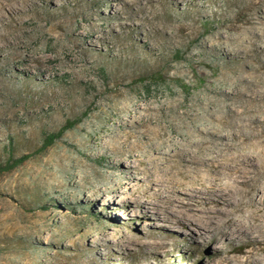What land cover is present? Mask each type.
Listing matches in <instances>:
<instances>
[{
	"label": "rangeland",
	"instance_id": "1",
	"mask_svg": "<svg viewBox=\"0 0 264 264\" xmlns=\"http://www.w3.org/2000/svg\"><path fill=\"white\" fill-rule=\"evenodd\" d=\"M247 1L147 13L114 0H13L8 35L0 24V264L246 260L247 248L208 242L136 199L149 187V158L182 141L179 116L216 102L264 108V84L227 82L249 70L213 46Z\"/></svg>",
	"mask_w": 264,
	"mask_h": 264
},
{
	"label": "bare ground",
	"instance_id": "2",
	"mask_svg": "<svg viewBox=\"0 0 264 264\" xmlns=\"http://www.w3.org/2000/svg\"><path fill=\"white\" fill-rule=\"evenodd\" d=\"M114 2L151 13L154 4L186 0ZM15 11L13 0H0V24L7 35ZM118 19L121 27L133 23L131 16ZM225 34L215 38L213 46L223 47L249 70L248 76L238 71L240 79L228 73L227 82L264 84V0H248ZM188 117H178L182 141L170 142L159 150L161 156L149 158L145 172L149 187L136 200L145 198L144 210L190 233L197 231L208 242L223 238L233 251L247 248L246 260L236 264H264V181H260L264 179V108L246 100L216 102L212 110L205 108L203 114ZM172 146L175 149L168 153ZM156 172L158 180L152 181ZM170 214L176 216L171 219Z\"/></svg>",
	"mask_w": 264,
	"mask_h": 264
},
{
	"label": "trees",
	"instance_id": "3",
	"mask_svg": "<svg viewBox=\"0 0 264 264\" xmlns=\"http://www.w3.org/2000/svg\"><path fill=\"white\" fill-rule=\"evenodd\" d=\"M53 141V138H49L45 147L49 146L51 144V142ZM27 159L26 156H23V157H20L19 159L17 160H14L12 164H9L5 167V170L8 171V170H11L13 168H15L16 166H18L19 164L23 163L25 160Z\"/></svg>",
	"mask_w": 264,
	"mask_h": 264
}]
</instances>
